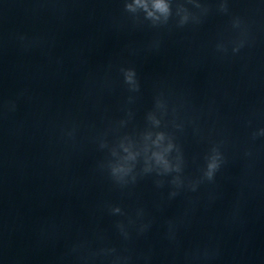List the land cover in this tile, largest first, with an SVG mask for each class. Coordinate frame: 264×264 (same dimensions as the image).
I'll use <instances>...</instances> for the list:
<instances>
[{
  "label": "water",
  "instance_id": "obj_1",
  "mask_svg": "<svg viewBox=\"0 0 264 264\" xmlns=\"http://www.w3.org/2000/svg\"><path fill=\"white\" fill-rule=\"evenodd\" d=\"M163 3L0 0V264H264V0Z\"/></svg>",
  "mask_w": 264,
  "mask_h": 264
},
{
  "label": "clouds",
  "instance_id": "obj_2",
  "mask_svg": "<svg viewBox=\"0 0 264 264\" xmlns=\"http://www.w3.org/2000/svg\"><path fill=\"white\" fill-rule=\"evenodd\" d=\"M156 7L162 11V12H168L169 8L168 5L163 3V0H157ZM124 75H125V83H131L133 81V77H136V71L134 68L129 69H123ZM139 85L137 84V88ZM224 162V156L221 153H217L216 157L214 158V162L208 163L205 172V177L207 181L211 182L215 178V174L219 171L222 163ZM159 186V185H158ZM193 191H195L196 187L191 188ZM171 195H176L175 192L171 193ZM121 209L119 207L116 208V211H120Z\"/></svg>",
  "mask_w": 264,
  "mask_h": 264
}]
</instances>
